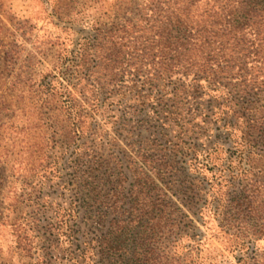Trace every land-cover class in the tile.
I'll list each match as a JSON object with an SVG mask.
<instances>
[{
  "label": "trees",
  "instance_id": "16d2710c",
  "mask_svg": "<svg viewBox=\"0 0 264 264\" xmlns=\"http://www.w3.org/2000/svg\"><path fill=\"white\" fill-rule=\"evenodd\" d=\"M135 1L73 63L70 259L202 264L209 209L264 264V0Z\"/></svg>",
  "mask_w": 264,
  "mask_h": 264
},
{
  "label": "rangeland",
  "instance_id": "374dc122",
  "mask_svg": "<svg viewBox=\"0 0 264 264\" xmlns=\"http://www.w3.org/2000/svg\"><path fill=\"white\" fill-rule=\"evenodd\" d=\"M134 3L0 0V264H40L43 256L49 264H74L67 210L73 63L85 56L89 34L136 13ZM254 173L264 179V160ZM204 213L197 223L206 235L202 264H234L212 211Z\"/></svg>",
  "mask_w": 264,
  "mask_h": 264
}]
</instances>
